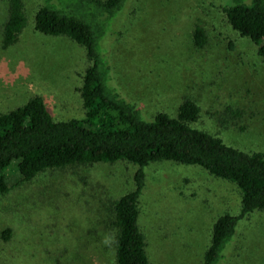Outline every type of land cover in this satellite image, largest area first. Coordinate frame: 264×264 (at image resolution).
Returning a JSON list of instances; mask_svg holds the SVG:
<instances>
[{
    "label": "rangeland",
    "instance_id": "rangeland-1",
    "mask_svg": "<svg viewBox=\"0 0 264 264\" xmlns=\"http://www.w3.org/2000/svg\"><path fill=\"white\" fill-rule=\"evenodd\" d=\"M126 1L111 20L110 36L109 28L100 41L118 94L144 120L158 111L174 115L183 99L194 98L201 107L194 126L237 149L264 150V62L223 21L219 5L225 1ZM38 2L24 0L27 24L18 41L8 48L0 43V113L40 96L54 119L81 118L76 87L88 66L85 50L67 37L33 30ZM5 18L0 0V29ZM195 23L205 26L209 38L202 54L192 44ZM228 107L240 116L232 118ZM15 163L4 171L11 190L0 196V264L100 260L102 245L111 240L108 201L132 189L136 166L67 167L21 185ZM144 171L139 223L151 264H203L212 226L221 214L239 212L240 190L198 165L163 160ZM6 228L11 238L4 242ZM105 264H113L110 253ZM216 264H264V211L238 222Z\"/></svg>",
    "mask_w": 264,
    "mask_h": 264
},
{
    "label": "trees",
    "instance_id": "trees-1",
    "mask_svg": "<svg viewBox=\"0 0 264 264\" xmlns=\"http://www.w3.org/2000/svg\"><path fill=\"white\" fill-rule=\"evenodd\" d=\"M2 1L6 18L0 29V43L2 48H8L18 41L27 24V13L24 0ZM224 1V5H219L223 21L239 37L247 38L264 62V0ZM38 3L42 4L35 8L33 30L67 37L85 50L88 66L76 87L84 116L54 119L40 96L0 113V196L11 190L4 171L12 162H16L21 185L43 172L67 167L133 164L136 167L132 189L107 204L106 229L111 240H105L99 251L101 259L96 258L91 264H105L107 253L113 264H151L146 236L139 223L144 168L163 160L198 165L240 190L239 212L221 214L212 226L203 264H216L235 235L238 222L255 211H264V150L237 149L194 126L201 115V107L194 98L183 99L174 115L158 111L153 119L144 120L137 106L118 94L102 57L100 41L107 35L113 17L124 9L126 0H39ZM110 34L111 28L108 37ZM191 39L194 51L202 54L209 44L205 26L195 23ZM228 111L232 118L240 116L237 109L228 107ZM10 238V229H4L1 239L7 242Z\"/></svg>",
    "mask_w": 264,
    "mask_h": 264
}]
</instances>
